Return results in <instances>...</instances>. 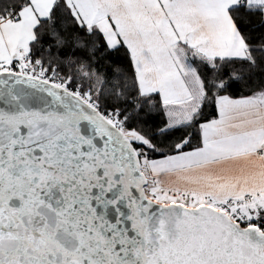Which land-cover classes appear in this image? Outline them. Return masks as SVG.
Returning a JSON list of instances; mask_svg holds the SVG:
<instances>
[{
  "label": "snow or ice",
  "instance_id": "6c2138e0",
  "mask_svg": "<svg viewBox=\"0 0 264 264\" xmlns=\"http://www.w3.org/2000/svg\"><path fill=\"white\" fill-rule=\"evenodd\" d=\"M261 29L264 0H0V264H264Z\"/></svg>",
  "mask_w": 264,
  "mask_h": 264
},
{
  "label": "trees",
  "instance_id": "16d2710c",
  "mask_svg": "<svg viewBox=\"0 0 264 264\" xmlns=\"http://www.w3.org/2000/svg\"><path fill=\"white\" fill-rule=\"evenodd\" d=\"M255 27V24L249 25V28L251 29H255ZM262 35H264V29L252 31V39L255 40L257 43H259V39ZM127 65V56L125 51L122 49L120 52H113L108 59L103 61L102 67L106 68L109 72H113L117 66L123 68L127 67ZM205 111L208 112L209 110L206 109ZM152 115L154 117L155 124L162 126V121L164 119L162 114L154 112ZM149 123L151 124L152 121L150 120Z\"/></svg>",
  "mask_w": 264,
  "mask_h": 264
}]
</instances>
